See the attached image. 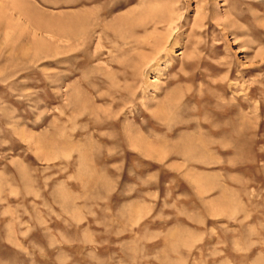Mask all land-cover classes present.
<instances>
[{
    "label": "rangeland",
    "instance_id": "374dc122",
    "mask_svg": "<svg viewBox=\"0 0 264 264\" xmlns=\"http://www.w3.org/2000/svg\"><path fill=\"white\" fill-rule=\"evenodd\" d=\"M0 264H264V0H0Z\"/></svg>",
    "mask_w": 264,
    "mask_h": 264
},
{
    "label": "bare ground",
    "instance_id": "6f19581e",
    "mask_svg": "<svg viewBox=\"0 0 264 264\" xmlns=\"http://www.w3.org/2000/svg\"><path fill=\"white\" fill-rule=\"evenodd\" d=\"M30 4V3H29ZM16 5V4H15ZM16 7H18L17 5H16ZM25 7V6H24ZM18 8H20V6L18 7ZM24 11V10H23ZM92 18V17H91ZM125 18V17H124ZM93 19V18H92ZM91 19V20H92ZM82 20V19H81ZM171 22V21H170ZM67 24V23H66ZM60 28V27H59ZM67 28V27H66ZM60 31V30H59ZM68 31H69V29H62L61 28V33L63 32V33H67V35L68 36H71V35H73V34H71V35H69L70 33H68ZM70 32V31H69ZM60 33V32H59ZM73 33V32H72ZM36 41H37V45L38 46H41L42 45V47H46L47 46V41L44 39V38H42V37H39V38H36ZM36 43V42H35ZM48 47V46H47ZM46 49V48H45ZM38 50H39V48H38Z\"/></svg>",
    "mask_w": 264,
    "mask_h": 264
}]
</instances>
